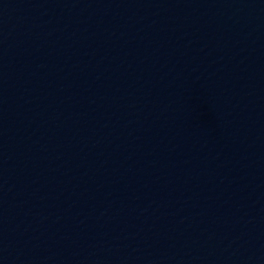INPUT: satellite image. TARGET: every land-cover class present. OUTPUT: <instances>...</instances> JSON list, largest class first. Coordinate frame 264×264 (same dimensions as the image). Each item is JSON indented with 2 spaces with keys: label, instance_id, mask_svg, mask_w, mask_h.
Wrapping results in <instances>:
<instances>
[{
  "label": "water",
  "instance_id": "obj_1",
  "mask_svg": "<svg viewBox=\"0 0 264 264\" xmlns=\"http://www.w3.org/2000/svg\"><path fill=\"white\" fill-rule=\"evenodd\" d=\"M0 264H264V0H0Z\"/></svg>",
  "mask_w": 264,
  "mask_h": 264
}]
</instances>
